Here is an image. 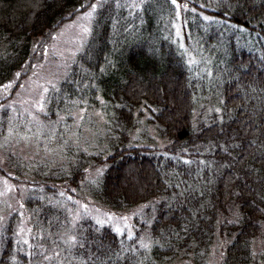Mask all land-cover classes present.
I'll return each instance as SVG.
<instances>
[{
  "label": "trees",
  "instance_id": "16d2710c",
  "mask_svg": "<svg viewBox=\"0 0 264 264\" xmlns=\"http://www.w3.org/2000/svg\"><path fill=\"white\" fill-rule=\"evenodd\" d=\"M92 3L39 120L0 98V179L15 202L0 181V264H206L213 245L219 264H264V0H0V87L16 76L14 90L37 46ZM142 105L162 146L137 137ZM27 127L31 142L17 135ZM83 196L147 205L127 237L89 215L70 227ZM61 232L73 241L42 259L38 238Z\"/></svg>",
  "mask_w": 264,
  "mask_h": 264
},
{
  "label": "rangeland",
  "instance_id": "374dc122",
  "mask_svg": "<svg viewBox=\"0 0 264 264\" xmlns=\"http://www.w3.org/2000/svg\"><path fill=\"white\" fill-rule=\"evenodd\" d=\"M93 17V7L90 5L83 12L77 13L71 20L63 22L57 29L51 34L50 38L45 43L44 47L40 50V53L33 58V65L27 74L20 79L17 87L12 90V97L7 100L6 103L15 102L18 108L22 109V113L26 112L25 115L29 114L35 120H39L37 113L33 109L40 108L41 98L44 92L64 76L66 70H68L70 64L75 60L77 54L84 46L89 36V29L91 20ZM46 41V40H45ZM18 78L15 76L13 79L8 81L6 84L0 87V98H3L10 94V90L14 87ZM143 85V81L139 82ZM47 87V88H46ZM45 89V90H44ZM44 90V91H43ZM14 107V104L11 105ZM97 110L82 109L79 110L76 118V124L79 126L83 125V119L85 117H98ZM84 114H86L84 116ZM28 116V115H27ZM84 116V117H83ZM140 127L137 129L138 139L143 140L139 137L141 131H145L146 136H150L154 141L143 140L145 145H153L156 143L162 146L164 142L159 138L156 129L152 124L145 125L146 119L149 117V112L146 106L142 105L140 108ZM29 117V116H28ZM33 122V120L31 121ZM34 123V122H33ZM23 130L18 132L17 135L23 138V141L31 142L32 135L28 134V131L35 130ZM37 133L43 132L42 130L35 128ZM135 138V136H134ZM40 141L43 138L40 137ZM96 172H92L89 177H93ZM138 174V172H137ZM4 189V196L2 200L13 205L15 202L11 201L12 196L7 195V191H13L10 184L6 180L0 179ZM8 192V193H9ZM75 206L71 209V221L69 226L72 227L83 215H89L99 224L111 225L119 234L130 237L134 233V217L139 215L147 204L131 207L121 211H112L102 204L95 202L93 199L83 196L82 199L74 200ZM21 223L18 225L17 233L22 244H26V252L30 250L29 246V234L30 230L27 229L26 225L20 220ZM45 240L42 242L40 238L35 243L38 248L48 252H44L42 259L50 256L49 254L53 251L59 253V248L63 247V242H72L74 234L65 235L64 232L59 233V240H52L53 236L51 233L45 235ZM143 245V244H142ZM214 248L211 249L206 264H219L220 252ZM28 247V248H27ZM42 262V261H40ZM169 264H194L190 259H176Z\"/></svg>",
  "mask_w": 264,
  "mask_h": 264
},
{
  "label": "snow or ice",
  "instance_id": "6c2138e0",
  "mask_svg": "<svg viewBox=\"0 0 264 264\" xmlns=\"http://www.w3.org/2000/svg\"><path fill=\"white\" fill-rule=\"evenodd\" d=\"M173 3H175V0H173ZM93 7H95V5H93Z\"/></svg>",
  "mask_w": 264,
  "mask_h": 264
}]
</instances>
